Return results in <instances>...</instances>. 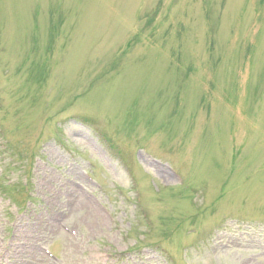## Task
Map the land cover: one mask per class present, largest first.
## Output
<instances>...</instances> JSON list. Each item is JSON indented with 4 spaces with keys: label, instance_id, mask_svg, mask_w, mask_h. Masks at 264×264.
Returning a JSON list of instances; mask_svg holds the SVG:
<instances>
[{
    "label": "rangeland",
    "instance_id": "rangeland-1",
    "mask_svg": "<svg viewBox=\"0 0 264 264\" xmlns=\"http://www.w3.org/2000/svg\"><path fill=\"white\" fill-rule=\"evenodd\" d=\"M0 264H264V0H0Z\"/></svg>",
    "mask_w": 264,
    "mask_h": 264
}]
</instances>
